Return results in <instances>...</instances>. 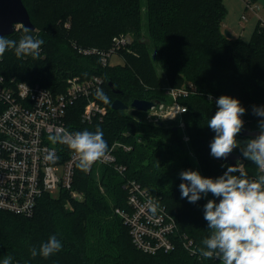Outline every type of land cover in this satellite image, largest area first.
<instances>
[{
    "label": "trees",
    "instance_id": "1",
    "mask_svg": "<svg viewBox=\"0 0 264 264\" xmlns=\"http://www.w3.org/2000/svg\"><path fill=\"white\" fill-rule=\"evenodd\" d=\"M22 2L35 27L29 34L44 43L36 59L17 58L14 50H6L0 57V76L39 84L55 94L65 92L66 81L73 76L84 80L102 77V90L111 103L94 98L106 107L107 114L102 120L83 123L86 101L79 99L68 109V128L71 132L95 131L99 126L108 150L117 142L132 150L116 151L118 164L126 168L122 173L109 165L89 172L77 168L74 190L84 199L69 200L70 207L66 206L68 194L63 192L61 198L42 197L30 218L0 210V264L5 256L13 258L12 264H211V259L191 257L182 244L169 253L144 254L133 246L116 210L127 207L124 185L135 180L166 205L182 233L198 248L203 246L202 240L211 231L204 219V205L207 197H217L209 193L196 203L182 199L180 173L194 170L215 179L227 170L228 165L210 154L215 132L207 127L221 95L238 99L246 109L242 129L259 130L261 118L253 114V107H264V27L260 20L251 41H245L226 37L224 0ZM23 28L4 37L19 41ZM129 33L133 41L119 52L120 62L104 66L97 56L79 52L109 50L114 36ZM160 71L172 88L195 87L194 94L180 98L187 108L185 130L174 123L143 122L142 112L131 107L134 100L170 101L161 86ZM116 99L132 108L130 113L129 109L113 110ZM234 151L242 156L240 148ZM243 159L244 170L255 178L256 165ZM52 235L61 241L62 250L47 259L31 258L30 247L39 248Z\"/></svg>",
    "mask_w": 264,
    "mask_h": 264
},
{
    "label": "built area",
    "instance_id": "2",
    "mask_svg": "<svg viewBox=\"0 0 264 264\" xmlns=\"http://www.w3.org/2000/svg\"><path fill=\"white\" fill-rule=\"evenodd\" d=\"M244 2L247 10L259 15L257 0ZM242 20L247 18L243 15ZM260 22L264 27L262 17ZM20 27L17 25L16 29ZM132 41L130 34L119 35L114 38L109 50L85 48L79 49V52L84 56H97L107 66L112 63L114 55L128 49ZM103 83L104 79L98 76L86 80L74 77L65 92L55 94L39 84L21 82L15 78L9 81L0 76V210L30 218L36 212L39 200L47 194L67 192L74 201L84 199L81 192L74 190L77 169L74 152L65 144H53L48 137L57 128L71 132L67 124V112L79 99L86 101L81 114L83 123L102 120L107 109L94 95L98 88L102 89ZM165 91L170 101L155 102L154 107L142 112L140 120L154 125L174 123L177 128L185 130L183 117L186 112L179 111H183L186 106L181 103L180 98L194 94L195 87L168 86ZM184 141H189L186 135ZM118 148L132 150L120 142L114 143L108 150L107 157L94 163L88 172L96 167L109 165L122 173L126 168L118 164ZM49 151L58 157L54 163L45 159ZM124 188L127 190V207L117 209L116 214L123 218L133 246L144 254L156 255L175 251L182 244L191 257L205 260L198 253L193 254L192 250L198 249L197 245L179 230L176 217L160 199L135 180L128 181ZM150 199L159 201L160 208L155 214L149 210ZM206 200L211 198L207 197ZM211 264H220V261L213 258Z\"/></svg>",
    "mask_w": 264,
    "mask_h": 264
},
{
    "label": "clouds",
    "instance_id": "3",
    "mask_svg": "<svg viewBox=\"0 0 264 264\" xmlns=\"http://www.w3.org/2000/svg\"><path fill=\"white\" fill-rule=\"evenodd\" d=\"M31 31L24 27V34L19 41L0 36V57L4 56L6 50L12 49L17 58H39L44 41L30 35ZM95 96L106 105L111 103L100 88L96 90ZM216 106L218 110L207 122V127L215 132L210 143V154L217 159H226L240 148L243 158L256 165L258 174L250 178L239 163L226 166L223 175L215 179L203 177L194 170L180 173L184 181L179 184L182 199L196 203L209 193L220 198L219 203L211 199L204 205V219L211 231L202 240L203 246L192 251L205 259L215 258L220 264H264V107H253V114L261 118L258 122L260 132L241 146L237 136L244 127L241 117L246 109L238 99L228 95H221L216 100ZM179 112H187V108ZM48 138L53 144L67 145L77 158V168L84 172L108 154V144L99 126L95 131L74 133L57 128ZM45 159L54 163L58 157L49 151ZM148 207L155 214L160 208L159 201L150 199ZM61 250V241L52 235L39 248L30 247L29 252L33 259L38 255L47 259ZM12 260L11 256H5L2 264H12Z\"/></svg>",
    "mask_w": 264,
    "mask_h": 264
},
{
    "label": "water",
    "instance_id": "4",
    "mask_svg": "<svg viewBox=\"0 0 264 264\" xmlns=\"http://www.w3.org/2000/svg\"><path fill=\"white\" fill-rule=\"evenodd\" d=\"M20 25L22 27H28L29 29L35 30V27L31 21L29 12L25 4H23L22 0H0V36H8L12 35L16 30V26ZM226 37L232 38L233 34L229 31L225 32ZM110 88H113V84L109 83ZM114 89V88H113ZM114 92L119 93L118 89H115ZM154 101L149 100H134L131 104V107L145 112L150 110L155 106ZM113 110H128L130 107L127 106L124 102L119 99L114 101ZM176 129V127H175ZM260 132L259 130H250L248 128L242 129L238 134L237 140L240 142L241 146H244V142L247 139L254 138ZM215 160L221 161L228 166H235L237 163L244 164L245 160L241 156L240 153L233 151L226 159L221 158ZM220 198H216V202L219 203Z\"/></svg>",
    "mask_w": 264,
    "mask_h": 264
},
{
    "label": "rangeland",
    "instance_id": "5",
    "mask_svg": "<svg viewBox=\"0 0 264 264\" xmlns=\"http://www.w3.org/2000/svg\"><path fill=\"white\" fill-rule=\"evenodd\" d=\"M224 5L226 8V12H227V15L222 23L224 33L226 31L228 32L230 31L235 37H239L245 41H251L250 39L255 31V28L257 27V23L259 22L260 17L264 18V0H257V3H256V6L257 5L260 6V9L258 10L259 15H256L251 10H247L244 0H224ZM243 15L247 18V20H242ZM67 27H68V24H67ZM129 34L132 36V33H129ZM117 36L119 35L114 36V38ZM112 59H113L112 60L113 64L120 62L122 60L120 59L119 55H114ZM160 74H161L160 82L162 84L161 86H163L164 90H166V88L170 85L164 79V76L161 71H160ZM74 77H78V76H73L72 78ZM72 78L67 79L66 81L67 87L69 86V82L70 80H72ZM131 110L132 108L129 109L127 112L130 113ZM96 173L98 174L99 171L96 170ZM62 194L64 193L55 194L53 196L56 198H61ZM67 194H68V198L66 199V204H67L66 206L70 207L71 204L69 200H72V198L69 193Z\"/></svg>",
    "mask_w": 264,
    "mask_h": 264
},
{
    "label": "crops",
    "instance_id": "6",
    "mask_svg": "<svg viewBox=\"0 0 264 264\" xmlns=\"http://www.w3.org/2000/svg\"><path fill=\"white\" fill-rule=\"evenodd\" d=\"M264 19V18H263Z\"/></svg>",
    "mask_w": 264,
    "mask_h": 264
}]
</instances>
